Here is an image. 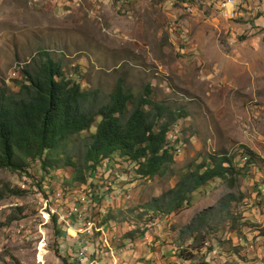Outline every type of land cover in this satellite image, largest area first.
<instances>
[{
  "label": "rangeland",
  "instance_id": "1",
  "mask_svg": "<svg viewBox=\"0 0 264 264\" xmlns=\"http://www.w3.org/2000/svg\"><path fill=\"white\" fill-rule=\"evenodd\" d=\"M42 50L83 90L97 92L93 106L107 101L121 78L135 95L149 84L153 100L183 114L173 123L181 151L168 170L143 178L125 168L123 192L112 190L108 203L101 198L95 206L121 258L123 247L143 239L171 249L165 256L198 262L191 264L206 256L215 264H264V0H243L232 18L214 0L190 10L185 0H0V86L17 90L23 67ZM98 120L66 144L86 179L85 136ZM242 146L255 154L252 163ZM214 152L232 156L239 173L212 178L179 210L139 208L171 188L192 160ZM48 171L38 158L19 170L0 167V264H69L59 250L67 237L56 234L60 226L43 210L44 199L60 192L63 199L50 204L67 209L81 183L72 166ZM94 179L93 191L105 192ZM117 208L136 210L124 219L113 214ZM199 213L205 220L194 219ZM128 239L134 244L126 247Z\"/></svg>",
  "mask_w": 264,
  "mask_h": 264
},
{
  "label": "trees",
  "instance_id": "2",
  "mask_svg": "<svg viewBox=\"0 0 264 264\" xmlns=\"http://www.w3.org/2000/svg\"><path fill=\"white\" fill-rule=\"evenodd\" d=\"M39 54L38 62L23 67L24 80L18 82L17 90L10 92L0 86V167L19 170L29 159L38 158L45 173L60 164L72 166L77 170L73 180L85 184L86 176L65 151L66 144L99 118L95 130L85 136L83 157L89 176L100 179L106 192L112 190L110 183L124 173L125 168L143 178L163 175L168 170L174 161L175 145L180 143L173 126L175 120L183 116L180 109L171 110L153 100L149 84L135 95L121 78L107 101L93 106V100H98L97 92L83 90L77 81L66 75L60 60L54 59L48 51L42 50ZM169 132L176 134L173 141L168 139ZM242 147L246 163H252L255 154ZM105 164L113 169L109 176L102 170ZM236 169L232 156L223 152L209 153L198 162L192 160L175 175L171 188L139 208L164 213L179 210L190 203L193 191L212 178L239 173ZM134 209L117 208L113 214L122 213L126 219L132 216L130 212ZM108 210L114 209L109 207ZM205 218V213L194 217L201 221ZM55 232L60 234L61 230L55 228Z\"/></svg>",
  "mask_w": 264,
  "mask_h": 264
},
{
  "label": "built area",
  "instance_id": "3",
  "mask_svg": "<svg viewBox=\"0 0 264 264\" xmlns=\"http://www.w3.org/2000/svg\"><path fill=\"white\" fill-rule=\"evenodd\" d=\"M188 10L191 9L193 2L203 3L206 0H185ZM216 7L221 13L228 18L235 16L239 5L243 4V0H214ZM176 138L175 132H169L168 139L173 141ZM181 151L180 143L175 145V154H179ZM119 161V158H117ZM103 171H107L110 168L106 165L102 167ZM125 173H122L110 183V188L119 193L123 192L124 180H126ZM94 182L92 176H89L85 184H81L78 187L79 195L75 200L70 202L67 209H63L60 203L51 205V199L58 200L63 199L60 192L55 193L51 198L48 196L44 199L43 210L51 218L54 216L55 221L59 224L61 229V238L65 241L59 244V250L66 252L67 260L69 264H102L105 256H111L115 259V248L111 243L112 234L108 233V229L100 221V212H98L97 206L99 200L102 198L104 201H110L107 198L112 197L108 192H104L102 187H98L95 191L90 184ZM97 187V186H96ZM106 190V188H105ZM111 190V191H112ZM110 191V192H111ZM77 192V191H75ZM127 196V195H126ZM128 197V196H127ZM95 207V208H94ZM97 208V209H96ZM98 213V214H97ZM70 229L73 231L70 232ZM68 238L70 240H68ZM126 247L133 244V239H128ZM73 245V246H71ZM218 245L212 246L211 253H216L215 249ZM72 248V250H71ZM109 256V257H110ZM172 264H191L192 262L198 263L193 259H186L184 257L173 258ZM201 264H215L211 262V258L205 257Z\"/></svg>",
  "mask_w": 264,
  "mask_h": 264
},
{
  "label": "crops",
  "instance_id": "4",
  "mask_svg": "<svg viewBox=\"0 0 264 264\" xmlns=\"http://www.w3.org/2000/svg\"><path fill=\"white\" fill-rule=\"evenodd\" d=\"M102 203H108V201H104ZM137 240L134 242L136 243L134 249L126 250L125 247H123L122 250H124V253L126 254L123 258H121L122 253H119L120 249L115 248V255L117 256L118 254L120 257L119 259H121V261L124 259L125 261H123L121 264H172L171 261H174L173 258L175 256H165L167 253H169V251L172 250L166 248L164 245H161L158 241L148 242L146 244L144 243L143 245L145 240L139 239V243ZM129 253H131L132 256H129ZM116 256L115 259H117ZM168 258H171V261ZM114 260L109 256H105L101 263L117 264V262L115 263Z\"/></svg>",
  "mask_w": 264,
  "mask_h": 264
},
{
  "label": "bare ground",
  "instance_id": "5",
  "mask_svg": "<svg viewBox=\"0 0 264 264\" xmlns=\"http://www.w3.org/2000/svg\"><path fill=\"white\" fill-rule=\"evenodd\" d=\"M70 232H72L73 233V231L70 229Z\"/></svg>",
  "mask_w": 264,
  "mask_h": 264
},
{
  "label": "clouds",
  "instance_id": "6",
  "mask_svg": "<svg viewBox=\"0 0 264 264\" xmlns=\"http://www.w3.org/2000/svg\"><path fill=\"white\" fill-rule=\"evenodd\" d=\"M176 155V154H175Z\"/></svg>",
  "mask_w": 264,
  "mask_h": 264
}]
</instances>
